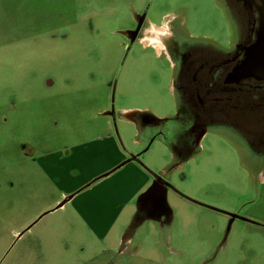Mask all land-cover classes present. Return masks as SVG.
<instances>
[{
	"label": "rangeland",
	"instance_id": "374dc122",
	"mask_svg": "<svg viewBox=\"0 0 264 264\" xmlns=\"http://www.w3.org/2000/svg\"><path fill=\"white\" fill-rule=\"evenodd\" d=\"M133 11L125 0H0V264H264V184L219 133L206 139L212 152L170 173L171 142L154 141L142 155L152 173L172 178L161 215L138 217L132 195L149 185L121 169L53 211L65 189L108 162L66 156L106 129V109L178 114L175 70L155 48L138 45L112 89L124 52L120 31L132 25ZM148 20L224 48L235 41L219 0H153ZM135 131H123L124 150L138 147L145 127ZM196 201L261 225L236 220L229 232L227 215ZM126 232L133 239L121 249Z\"/></svg>",
	"mask_w": 264,
	"mask_h": 264
},
{
	"label": "flooded vegetation",
	"instance_id": "af4514ba",
	"mask_svg": "<svg viewBox=\"0 0 264 264\" xmlns=\"http://www.w3.org/2000/svg\"><path fill=\"white\" fill-rule=\"evenodd\" d=\"M125 1H126V4H128L134 11H133V17H132V25L123 27L121 28V31H120V35L123 40L122 44L124 47V52L122 55H119L118 57V61H120V63L118 67V72L116 73L114 82L112 83L113 91H116L121 72L126 62L128 61L130 55L133 53L134 49L137 48L138 45H141L142 47H149V48L157 49V46L155 45L157 44V38H158L157 33L161 31L173 30V28H171L167 24H164V25L161 24L162 25L161 26V25H157L148 20V15H149V11L153 3V0H146V1L143 0L145 1L144 3L143 1H141L140 5H142V9L138 12L135 9L139 7V0H125ZM227 3H228V7L230 8L232 12L233 20H234V27H231L230 25V27L234 30V31L232 30L233 37L234 35H236L234 33L235 32V22H236L237 28H238L237 36L241 40L242 37H244L246 32L248 31V27H247V30L245 29L246 21L244 19L245 18L244 7L238 2V0H227ZM90 22H93V20H90ZM178 27L177 29L175 28L173 31L184 30L186 34L192 36V34L188 33L184 28L182 27L178 28ZM157 29L161 31L156 32L158 31ZM163 29H166V30H163ZM200 38H204L206 40L205 44H201V45H191L190 44L187 48H185V50L179 51L181 55H184V57L181 60L180 67L177 70L178 76H181V77L178 83L176 84V86L181 91L180 99H181V104H182L181 106H179L177 115L174 114V116L170 118H158L157 119L154 115H150L147 113V111L140 110V109H137V110L125 109L122 111L120 109L118 111H116L115 109H106L104 112V115H109V121L107 123L106 129L96 134V136L92 139V141L88 143V145L87 143L84 144L85 147L82 150L80 149L81 145L77 146L76 150L75 149L68 150V153L66 154V156H70L74 154L75 151H77L74 154L75 158L79 155H83L84 161L90 163L92 159H95L102 155L104 156L106 154L104 152L107 149L109 150L111 149V147H109L111 146L109 145L111 143L110 140L108 142H105V141L108 138H114L116 139L115 143L117 145L115 146L118 147L122 152H124V154H126L127 157L123 159L121 162H119L118 164H116L109 171L115 169L119 165H123L124 163L125 164L121 166L120 169H122L124 166L130 163H138L144 168H146L143 161H141L142 160L141 157L145 152H147L150 149L152 143L154 141H158V142L164 141L165 143L171 142L172 145L170 146V149L173 148L175 154H174V162L172 166L168 169L170 173V171L174 170L178 166L183 167V165H186L188 162L195 160L196 157L198 158L203 153L212 152L211 149L213 147L211 145L207 146L208 143H206V139L213 132L207 133L201 140L199 137L202 135L203 128H198L195 126V124L194 125L192 124V123L203 122V119H202L203 117L200 115V111L198 110L201 105L195 98V92L198 90V86L201 89L210 88V86L214 82L215 76L217 75L214 73L213 63L210 61H207L206 59L209 58V56L211 55L212 56L226 55L227 53L222 51L221 49L222 47L220 46L218 42H214L212 40L206 39L205 37H200ZM192 58H194V61L192 60ZM201 58H203V61H202L203 69L197 67L200 63ZM170 65L172 69H174V65L172 64L171 61H170ZM198 76H200V79ZM76 80L78 81V78ZM84 85H81V86H84ZM258 100L260 103V112H261L262 110H264V99L258 98ZM235 103H236V100L228 99V112H230L231 117L233 118L234 122H235V109H234ZM207 108L214 109L211 107H207ZM121 122L124 123V126H122ZM177 122L181 123V128H178L175 130L168 128L167 132H165L164 127L170 124L175 127L177 126ZM120 124H121V127H120ZM135 126H138V128H142V129H144L145 127V131L142 133L137 132L138 134L135 137L134 142L138 144V147L135 149L131 148L130 150H124L120 142V138L122 137V141L124 143L123 131L131 127V129L134 132H136ZM96 141H99V142H96ZM119 144L120 146H118ZM93 147H96V148L93 149ZM111 150H113V147ZM51 154L52 152L43 153L44 156L51 155ZM70 165L75 170L74 174L77 173V175L79 176L81 173L79 169L80 167L76 164H70ZM120 169H118L117 171H119ZM260 169L263 170L264 167H260ZM251 170L252 171L251 172L249 171L248 173L249 175H251L250 178L253 179L254 182H261V185H263L264 184V174H261L256 167L252 168ZM104 174L102 173V175ZM102 175L101 174L100 176L96 175L92 177L91 179L89 178L85 180V184L83 185H70L67 189L64 190V192L66 193L65 199H68L71 196H73L72 199H74L77 195H80L81 192H83L87 188L92 187L99 181L103 180L104 178H101ZM152 176H153L152 184L156 182L161 187H167L168 193H170V191L173 190L174 186L172 184V178L170 174L160 172ZM75 186H77L76 189H74L73 191H69V189ZM65 199H63L62 201H64ZM197 204L205 208L211 209L215 212L227 215L229 219L228 221V231L229 232L231 231L232 226L236 220H239L242 223L248 222V223H253L256 225H261V223L259 222L243 217L238 212H227L219 208L214 209V208H211L213 206L202 203V202L197 203ZM165 206L166 205H163V203H161V205L159 206V209L164 211ZM127 245L128 243H125L124 245H122L121 249L126 248Z\"/></svg>",
	"mask_w": 264,
	"mask_h": 264
},
{
	"label": "water",
	"instance_id": "95a60500",
	"mask_svg": "<svg viewBox=\"0 0 264 264\" xmlns=\"http://www.w3.org/2000/svg\"><path fill=\"white\" fill-rule=\"evenodd\" d=\"M219 1L226 9L231 27H234L233 15L227 0ZM238 2L244 7L245 29L247 30L248 27V31L240 40L237 36L238 28L235 22V41L230 48L221 46L222 51L227 54L211 55L206 59L213 63L214 73L217 75L210 88L201 89L198 86L195 98L201 105L198 110L203 117V122L192 124L203 128L202 135L199 137L201 140L209 132L219 133L233 139L240 149L244 161L257 167L258 171L264 174V169H260V167H264V110L260 112L258 100V98L264 99V0H238ZM173 30L157 33L158 38L155 45L158 52L166 55L174 65L176 71L171 89L176 95L178 105L181 106V91L176 84L181 77L178 76L177 70L184 55H181L179 51L185 50L190 44H205L206 40L192 37L182 30L177 32ZM192 60L194 61V58ZM202 61L203 58L200 59L197 66L201 69H203ZM198 77L200 79V76ZM228 99L236 100L234 105L235 122L228 112ZM123 165L105 173L101 178L109 177ZM154 174L152 173V175ZM72 197L62 201L53 211L65 206L72 200ZM187 198L194 201V199ZM167 202V187H161L155 182L138 197L137 215L139 217L140 212L150 216L156 213L161 215L163 210H160L159 206L163 203L167 208ZM137 215L135 219H137ZM132 239L133 236H128V233L123 236L124 243L130 242Z\"/></svg>",
	"mask_w": 264,
	"mask_h": 264
},
{
	"label": "crops",
	"instance_id": "0c3cea01",
	"mask_svg": "<svg viewBox=\"0 0 264 264\" xmlns=\"http://www.w3.org/2000/svg\"><path fill=\"white\" fill-rule=\"evenodd\" d=\"M109 140L111 142L109 145H111L113 147V150L104 152V153H106L104 156L109 158L108 162L103 167H101L98 171H96L95 173L90 175L88 177V179L89 178L91 179L92 177H94L96 175L106 173L111 168H113L116 164H118L119 162H121L123 159H125L127 157V155L124 154V152H122L118 147L115 146L116 139L108 138L105 142H108ZM96 142H99V141H96ZM94 148H96V147H93V149ZM121 170H123L124 174L137 172L141 177V179H140V184H142L141 187H146L148 185L150 186L153 176H152V172L149 170V168H147V167L144 168L143 166H141L138 163H130V164L124 166ZM148 187H147V189H148ZM76 188H77V186L72 187L71 189H69V191H73ZM146 190H144L143 192H145ZM140 191L136 192V194L134 193L135 195L133 194L132 198L130 197L131 200L135 199V202H136L138 197L143 193V192H141V194H138V193H140ZM85 212H87V210H85ZM87 215H89V213Z\"/></svg>",
	"mask_w": 264,
	"mask_h": 264
},
{
	"label": "bare ground",
	"instance_id": "6f19581e",
	"mask_svg": "<svg viewBox=\"0 0 264 264\" xmlns=\"http://www.w3.org/2000/svg\"><path fill=\"white\" fill-rule=\"evenodd\" d=\"M158 31H156V32H159V31H161V30H159V29H157ZM163 30H166V29H163Z\"/></svg>",
	"mask_w": 264,
	"mask_h": 264
}]
</instances>
